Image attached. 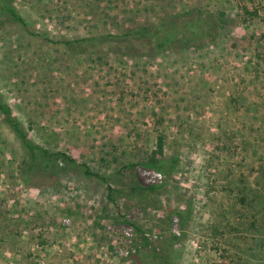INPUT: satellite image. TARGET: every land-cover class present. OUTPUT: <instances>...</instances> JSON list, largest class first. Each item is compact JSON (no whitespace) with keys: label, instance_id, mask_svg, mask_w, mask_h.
Returning <instances> with one entry per match:
<instances>
[{"label":"rangeland","instance_id":"obj_1","mask_svg":"<svg viewBox=\"0 0 264 264\" xmlns=\"http://www.w3.org/2000/svg\"><path fill=\"white\" fill-rule=\"evenodd\" d=\"M2 1L25 20L0 15L4 98L35 142L99 175L77 165L25 182L0 111V264H153L174 234L178 264H264V2ZM192 10L228 20L159 52L157 37L111 36ZM160 136L179 159L170 177L143 164Z\"/></svg>","mask_w":264,"mask_h":264},{"label":"trees","instance_id":"obj_2","mask_svg":"<svg viewBox=\"0 0 264 264\" xmlns=\"http://www.w3.org/2000/svg\"><path fill=\"white\" fill-rule=\"evenodd\" d=\"M9 1V0H8ZM264 2V0H262ZM258 9L256 11H250L258 14ZM189 14V19H193L191 22H182L178 20H173L167 22L160 26H139L130 32L123 35H111L116 39L126 40L128 37H142L148 36L149 38L157 37L156 51L159 52L166 48L168 45H172L175 40L178 39L179 34H183L188 41L190 38L195 36H202V38H212L216 37L217 27L226 24V13H211L204 17L202 14L194 13V11H187ZM0 15H10L11 17L25 22L24 18L21 16L17 8L14 6L12 1L5 2L0 0ZM223 22V23H222ZM97 37H89L84 40H94ZM70 45L74 41L68 42ZM194 45L195 43H189ZM196 47L202 46L201 44H195ZM194 45V46H195ZM0 111L4 116V120L10 125L14 132L19 137L21 144L27 154L26 159L22 162L20 166V171L23 180L27 183H31V176L35 175H50L59 174L61 172L70 171L78 166H82L87 174L99 175L91 169V167L86 163H79V161L72 155L64 151H51L50 149L42 146L41 144L35 142L30 136L27 129L24 127L23 123L20 121L16 115L12 106L6 101L1 90H0ZM165 140L163 136L158 138L157 149L152 152V155L143 162L146 167L154 168L168 177L172 176L174 170L176 169L179 159L176 156H168L164 151ZM78 165V166H77ZM131 166H135L132 164ZM158 188L157 185H152L149 187L137 186L135 191H154ZM175 212L182 218V228L184 229L187 223L190 221L191 211L189 208L186 209H176ZM133 226L140 232H144V229L140 224L135 221H131ZM181 236L174 234L172 238L162 241L156 246L152 247L151 260L153 264H178L173 259V246L176 240L180 239ZM145 242L149 246L153 242L145 236ZM139 248V247H138ZM137 251H140L138 249Z\"/></svg>","mask_w":264,"mask_h":264},{"label":"built area","instance_id":"obj_3","mask_svg":"<svg viewBox=\"0 0 264 264\" xmlns=\"http://www.w3.org/2000/svg\"><path fill=\"white\" fill-rule=\"evenodd\" d=\"M148 172V174H151V173H153L154 172V174L157 176V174L159 175V176H161L162 175V173H157V171H156V169H154V170H150V171H147ZM137 249H136V247H134L133 249H132V251L131 252H135Z\"/></svg>","mask_w":264,"mask_h":264}]
</instances>
